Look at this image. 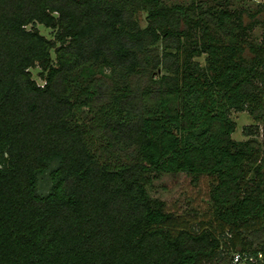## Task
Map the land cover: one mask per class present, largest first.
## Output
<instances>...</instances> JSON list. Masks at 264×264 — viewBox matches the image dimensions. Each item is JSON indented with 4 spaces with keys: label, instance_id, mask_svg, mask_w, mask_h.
<instances>
[{
    "label": "trees",
    "instance_id": "trees-1",
    "mask_svg": "<svg viewBox=\"0 0 264 264\" xmlns=\"http://www.w3.org/2000/svg\"><path fill=\"white\" fill-rule=\"evenodd\" d=\"M203 1L0 0V264L264 251V1ZM180 173L209 180L199 229L150 195Z\"/></svg>",
    "mask_w": 264,
    "mask_h": 264
},
{
    "label": "rangeland",
    "instance_id": "rangeland-1",
    "mask_svg": "<svg viewBox=\"0 0 264 264\" xmlns=\"http://www.w3.org/2000/svg\"><path fill=\"white\" fill-rule=\"evenodd\" d=\"M199 1L204 3L203 0H166V4L171 6L173 4L189 5L193 2ZM207 3H212L213 0H206ZM217 1V0H215ZM232 8H244L243 6H250L255 8L258 3L264 0H252L243 1L241 4L235 3ZM238 1V0H235ZM37 29L40 34L47 39H54L55 31L48 29L42 25H37ZM254 34L258 36L260 30L256 28ZM205 55L197 58L200 65H204ZM34 80L37 84H43V81L39 77V68L31 69ZM232 119L236 122V131L232 135V138L236 141H243L246 139L242 135V130L245 126L253 125L254 122L250 116L243 113H233ZM209 180L205 177H201L198 183L192 181V179L185 174H165L159 176L153 183L150 189V195L153 198L160 199L165 202V210L174 214V216L186 223L188 226H192L194 229H199L201 223L209 222L212 218V202L209 198ZM226 262L230 261V256L226 255ZM221 264V263H220ZM224 264V263H222ZM231 264V262H230Z\"/></svg>",
    "mask_w": 264,
    "mask_h": 264
},
{
    "label": "built area",
    "instance_id": "built-area-1",
    "mask_svg": "<svg viewBox=\"0 0 264 264\" xmlns=\"http://www.w3.org/2000/svg\"><path fill=\"white\" fill-rule=\"evenodd\" d=\"M261 91L264 98V82L261 85ZM231 264H264V251L256 255L236 252L231 256Z\"/></svg>",
    "mask_w": 264,
    "mask_h": 264
}]
</instances>
